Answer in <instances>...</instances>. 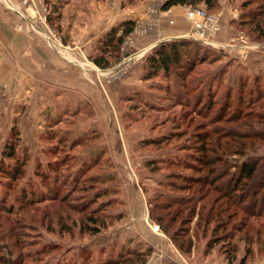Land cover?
Wrapping results in <instances>:
<instances>
[{"label":"rangeland","instance_id":"374dc122","mask_svg":"<svg viewBox=\"0 0 264 264\" xmlns=\"http://www.w3.org/2000/svg\"><path fill=\"white\" fill-rule=\"evenodd\" d=\"M163 1L0 0V257L19 264H102L121 250L149 247L143 264H264V215H250L242 207L248 201H226L222 192L199 185L194 176L204 172L183 163L209 117L253 108L246 103L264 87L262 71L249 73L229 39L241 32L260 48L264 39L252 40L253 24L239 25L245 0L191 5L217 17L213 45L190 41L185 5L161 9ZM47 5H57L59 14L48 13ZM127 20L132 30L105 55L107 66L95 65L89 56H102L106 32ZM21 32L31 38H23L24 51L16 54ZM188 38L182 68L145 76L154 45ZM145 39L155 44L143 47ZM32 40L41 54L33 70ZM126 54L129 67L114 75ZM48 55L66 61L69 77L43 71ZM244 78L251 96L241 89L238 98ZM206 94L213 104L205 118L197 107ZM261 143L226 156V163L262 155ZM10 144L13 158L7 159ZM180 180L189 185L170 188ZM167 201L189 202L164 206ZM254 202L249 209L264 214V201ZM93 208L97 224L88 218ZM93 225H99L95 232L87 229Z\"/></svg>","mask_w":264,"mask_h":264},{"label":"trees","instance_id":"16d2710c","mask_svg":"<svg viewBox=\"0 0 264 264\" xmlns=\"http://www.w3.org/2000/svg\"><path fill=\"white\" fill-rule=\"evenodd\" d=\"M215 1L216 0H164L161 5V9H168L175 5H195L198 2H203L206 6H208L206 8H210ZM252 2H257L255 8L246 7ZM242 7L247 9L246 11H242L243 13L241 14H243L244 18L240 19L239 25L249 23L253 24L252 30L256 31V37L252 40L262 42L264 39V0H245ZM242 7L240 9H243ZM46 10H48V13L52 11L57 15L59 14L58 12L56 13L58 10L57 5H47ZM132 24V21L127 20L117 26L111 27L102 39L104 45V47H100V54H102V56L90 55L89 59L99 67L107 66L108 61L105 55L110 50H116L117 46L119 48L123 38L131 32ZM118 28H120V32L117 34L116 31ZM189 39L190 38L185 40L179 39L169 42L163 41L159 42V45H154L152 47L154 48L153 51H150L147 57H145L146 70H148V73L145 76L149 77V75H152V73L159 70L163 73H167L171 65L182 68L183 66L180 64L181 57L183 56L182 50H185L187 46L186 42ZM190 41L199 43L193 39ZM257 79L261 80L260 77L254 76V85L260 86ZM248 82H245V78L242 82L240 81V84L236 88L238 98L241 95V89H244L246 94L251 96V88H249V86H251V82ZM198 96L199 97L196 99L197 105L200 103L202 95L201 97L200 95ZM208 96L209 95L206 94V96H204L207 98L205 99V102H203L200 107H197V112H202L201 114L205 118L207 116V112L213 104V101ZM263 99L264 87L263 89H259L253 99H250L246 103L248 108L251 105L254 106L253 108H249L244 111L241 109V111H234L232 115L225 119L224 115L220 114L219 111L215 112L206 121V125L208 127L196 134V143L194 145L195 151L187 153L188 155H186L185 159H183L184 165L187 168H191L193 173L197 172L200 168V170L204 172L201 176L200 174L196 177L194 176V181L196 183L207 186L208 188H214V190L219 191L220 193L222 192L221 195L224 199H226V201H236L237 203L248 201L246 203L247 205L244 204L242 207L245 210H248L250 215L253 216L264 215L262 214V210L254 213L251 209H249L251 206H255L254 201H257V197H259V201H264V153L262 155L249 156L246 159H242L239 163L233 164L226 163V156H241L247 150L255 151L260 148L262 144L261 142L264 141V103H261V100ZM221 107L223 106L221 105ZM165 138L167 137H164L163 139L158 138L157 140L152 139L150 144L159 145L162 141L167 140ZM13 149L14 146L10 144L6 153H4V156L7 159L13 158ZM215 164H220L221 169H217L218 167L214 166ZM197 166L199 168L198 170L196 168ZM18 168V165H15L14 168H12L13 171L11 173L14 172L15 175L20 173ZM230 168H232L233 171L229 173L228 171ZM223 177L226 178L222 180ZM183 184H187L186 186L189 185L186 181L184 183V181L180 180V182L172 181V183H169V186L170 188L172 187V189H179V187L183 186ZM167 202L168 203L164 204V206H168L170 202L183 204L189 201ZM154 206L156 205H152L151 209H153ZM94 211V208L89 211L88 218L93 224H97L96 218L93 217L91 219V215ZM151 216L150 210L149 218L154 219ZM197 218L199 217L197 216ZM156 220L160 221V217L156 218ZM100 225H103L101 221ZM93 226L94 227H89L87 229L92 232L97 231L99 225ZM161 229L166 232V230L163 229V226ZM169 237L172 238L171 236ZM125 251V255H122L121 250L115 255V257H107L102 264H143L145 257L150 252V248L147 247L145 250H142V248L139 250L131 248L125 249ZM0 264L19 263H16L9 257L7 259L0 257Z\"/></svg>","mask_w":264,"mask_h":264},{"label":"built area","instance_id":"2783aa9c","mask_svg":"<svg viewBox=\"0 0 264 264\" xmlns=\"http://www.w3.org/2000/svg\"><path fill=\"white\" fill-rule=\"evenodd\" d=\"M183 14L190 24V32L188 36L204 45H213V39L220 30V24H218L217 17L203 8L191 5L183 6ZM228 45L231 47H237L242 52L258 47L251 44L247 36L241 32H238L236 36L231 37L228 41ZM130 59L131 55H123L122 61H120L111 72L117 76L125 73L129 67Z\"/></svg>","mask_w":264,"mask_h":264},{"label":"crops","instance_id":"0c3cea01","mask_svg":"<svg viewBox=\"0 0 264 264\" xmlns=\"http://www.w3.org/2000/svg\"><path fill=\"white\" fill-rule=\"evenodd\" d=\"M38 1L39 0H35L36 3H38ZM39 8H40V5H38V8H35L36 10H34V9H32V10L37 13ZM24 33L21 32V33L15 34V35H18V37L16 36V38L19 39L18 41H16L17 42L16 43L17 46L15 47L16 54H17V51H19V52L24 51L23 38L27 39V38L30 37V36H28L27 34H24ZM223 34L225 35L227 33L224 32ZM31 36L33 37L35 35H31ZM162 39H159L158 41H161ZM7 40H8V38L6 39V41ZM153 44H155V42L153 43V42L148 41V40L145 39V40H143L141 45H143V47L144 46L148 47V46L153 45ZM30 46H32V50H30V52H31L30 68L33 70L34 67H38L39 66L38 64H40L39 57H41V54L37 52L38 49L35 46V41L34 40L30 41ZM27 52H28V50H27ZM30 52H29V54H30ZM237 52L239 54L238 55L239 56V58H238L239 61L242 63V65L245 67V69L249 73H251V72H254V73L256 72L257 73V71H262V74H264V48L258 47L256 50H251V51H246V52L237 51ZM42 53L44 54L43 51H42ZM240 55H242V57ZM49 56L50 55L47 56L48 59H46L45 61L43 60V62L41 63L43 65H42V67L41 66L40 67L43 68V71H46V69H49V71H50L49 73L52 74V75H54L56 73V71L59 72V73L61 72L62 75H63V78H62L63 80L65 79V76L69 77L68 74L70 72V67L66 63V61L64 59H61V58H56L54 56L53 57H49ZM26 67H27V65H26ZM57 68H59V70H57ZM61 69H62V71H61ZM55 82L57 84H59L60 81L59 82L55 81Z\"/></svg>","mask_w":264,"mask_h":264}]
</instances>
